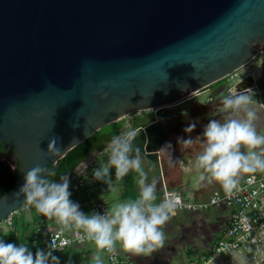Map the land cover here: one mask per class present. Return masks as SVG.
Returning a JSON list of instances; mask_svg holds the SVG:
<instances>
[{"label":"water","instance_id":"1","mask_svg":"<svg viewBox=\"0 0 264 264\" xmlns=\"http://www.w3.org/2000/svg\"><path fill=\"white\" fill-rule=\"evenodd\" d=\"M262 50L264 0H0V141L19 160L0 220L101 126L186 99ZM232 109L264 130L262 104Z\"/></svg>","mask_w":264,"mask_h":264},{"label":"built area","instance_id":"2","mask_svg":"<svg viewBox=\"0 0 264 264\" xmlns=\"http://www.w3.org/2000/svg\"><path fill=\"white\" fill-rule=\"evenodd\" d=\"M116 152L115 145L92 150L81 160V165L69 176L59 179L54 188L38 189L2 219L12 228L17 212L33 211L56 200L60 202V219L47 215L30 218L25 247L18 250L10 241H0L3 250L0 264H45L68 248L87 243L98 246L105 264H134L112 242L111 229L118 223H132L154 208L168 214L179 210H221L212 244L205 254L187 259L186 264H201L199 260L212 257H218L219 264H264V159L261 171L245 173L233 185L214 190L205 198L195 195L196 188L169 189L162 183L157 193L144 190L135 204L114 207L104 194L91 196L90 190L103 188L98 168L100 158L105 156L118 161ZM83 207L85 214L81 212Z\"/></svg>","mask_w":264,"mask_h":264},{"label":"crops","instance_id":"3","mask_svg":"<svg viewBox=\"0 0 264 264\" xmlns=\"http://www.w3.org/2000/svg\"><path fill=\"white\" fill-rule=\"evenodd\" d=\"M255 75L257 76V74ZM156 120L164 122L165 125L162 129L165 136L160 145L150 150L145 147L142 151L135 152L121 149V141L135 130L134 127H131L135 120L134 118L127 120L124 125L120 126L115 137L107 143V146H117L118 161L105 156L100 158L98 168L103 181V188L100 191L91 189V196L104 194L111 206H128L138 200L142 191L149 190L157 193L161 188V184L164 183L169 189L196 188L195 195L199 198H205L214 190H222L233 185L245 173L261 171L264 159L262 152L264 151H261L258 161L253 164L248 163L245 169H238L237 171V169L232 170L231 167H228L222 174L218 176H215V174L209 179H204L207 159L211 157V152L204 150L195 154L188 152L187 148L181 149L180 147L181 151H179L176 145L173 147L168 146L166 128L169 121L160 117L151 120V122ZM145 126V124H142L138 128L144 129ZM144 135L145 141L147 138L149 139L146 132H144ZM228 147L230 148V146ZM215 150L219 149L214 148L212 152ZM218 155L222 157L221 159L232 162V160L223 156L221 152ZM209 169L211 171V168H208V172H210ZM120 171L131 173L132 180L129 193L124 191L122 182L119 180L123 174ZM41 209L43 211H40ZM37 211L39 214H37ZM220 211L218 208H212L206 212L179 210L175 214H168L157 208L150 209L139 215L132 223H118L121 224L119 226L115 224V230L110 232L111 240L119 252L131 258L134 264H186L187 259L205 254L212 244L220 218ZM81 212L85 214V207L82 208ZM35 215H47L53 219H60L62 215L59 200L31 211L27 215L28 223L30 218ZM2 221L0 220V241L7 240L8 237L12 236L14 242H16L15 238L18 237L17 233L20 230L19 224L11 228L1 225ZM26 244L27 239L14 246L20 250ZM73 252L75 255L79 252L88 255L96 252L98 258H100V264H105L103 252L93 243L72 246L60 256L51 258L47 262L48 264L49 262L59 264L66 254ZM199 261H202L201 264H219L218 257Z\"/></svg>","mask_w":264,"mask_h":264},{"label":"rangeland","instance_id":"4","mask_svg":"<svg viewBox=\"0 0 264 264\" xmlns=\"http://www.w3.org/2000/svg\"><path fill=\"white\" fill-rule=\"evenodd\" d=\"M264 56V50L259 51L249 61L231 71L226 76L206 86L204 89L196 92L195 94L182 99L177 103L162 107L159 109H147L136 112H131L123 116L120 120V125H124L127 120L133 119L136 116L143 119H138L135 124L141 123L142 121H149L154 119L165 118L169 121V125L166 128L167 131V145L170 147L178 146L179 151L181 149H188V152L198 154L204 150L211 152V157L207 159L206 174L204 179L211 178L213 175L218 176L223 173L225 169L231 167L234 169H245L247 164H253L260 158L261 151L264 149L251 148L244 144L243 141L236 136V144H240L236 152L223 143L224 136H230L228 131L225 130L220 117L217 116V112L221 107L212 106L207 103V98L210 94L224 98L225 95L233 94L236 90L234 85L237 84L239 79L248 77L250 74H257L253 88L250 90L242 91L236 94L232 101H228L224 104L227 108H246L255 104H264V70L261 66V59ZM254 74V75H255ZM249 79V78H248ZM248 81V80H247ZM245 81L244 83H247ZM214 84V85H213ZM211 86H214L213 88ZM252 87V85L250 86ZM242 90V89H241ZM142 116H144L142 118ZM134 127V125H131ZM130 129V128H129ZM264 137V130L260 131ZM181 147V149H180ZM218 148L212 152V149ZM219 152L226 156L227 159H221ZM213 153V154H212ZM264 157V152L263 156ZM12 167L14 166V160L11 162L10 158L5 154L2 156ZM208 168L211 171L208 172ZM208 172V173H207ZM194 177V176H193ZM215 178V177H214ZM211 180V179H210ZM40 211H43L42 209ZM31 213L30 210L17 212L14 215V225L19 224L20 230L18 237H8L7 240L13 243V245L19 244L21 241H25L28 236V216ZM37 214L38 211H37ZM1 225H8L2 221ZM121 225V224H116ZM116 225L111 229V232L115 230ZM96 252L88 255L87 253L77 255L73 253L66 254L61 259L59 264H100V258H98ZM52 261V260H51ZM45 264H48L46 262ZM51 264V262H49ZM55 264V263H54Z\"/></svg>","mask_w":264,"mask_h":264},{"label":"trees","instance_id":"5","mask_svg":"<svg viewBox=\"0 0 264 264\" xmlns=\"http://www.w3.org/2000/svg\"><path fill=\"white\" fill-rule=\"evenodd\" d=\"M261 64L264 69V57L261 60ZM143 117L144 116H142V118ZM138 119L141 118L138 116L134 118L135 121L133 122V125L135 130L120 143V147L124 151H142L143 147L148 148L149 150L154 149V147L160 145L165 136L164 130L162 129L165 125L164 122L158 120L151 122V120H149L142 121L143 123L141 124H135L136 121H139ZM142 124L146 125L144 129L138 128V126ZM120 126V120L101 126L85 139L67 150L55 162L49 163L47 165V170L41 180L39 190L48 191L54 188L56 182L62 177L69 176L72 173L73 168L89 152L105 147L107 143H109L117 134ZM144 132H146L149 137V139L147 138L146 141ZM5 154V144L4 142L0 141V195H2L14 185L19 166V160H16L14 166L12 167L6 160L2 158V156ZM119 180L122 182L124 191L129 193L132 180L131 173L123 172ZM136 202H132V204H135Z\"/></svg>","mask_w":264,"mask_h":264},{"label":"flooded vegetation","instance_id":"6","mask_svg":"<svg viewBox=\"0 0 264 264\" xmlns=\"http://www.w3.org/2000/svg\"><path fill=\"white\" fill-rule=\"evenodd\" d=\"M247 80L248 79H246L245 81ZM211 87L213 88L214 86ZM239 92H241V90ZM232 100L233 98H230L228 101H232ZM206 101L212 106L221 107V110L219 109L217 112V116L220 117V120L225 130H227L230 135L223 137V143L225 145L230 146L234 150V152H236L237 148L240 147V144L239 145L236 144V140H237L236 136H238V138H240V140L243 141L244 144L250 146L251 148H258V149L264 148V137L260 132L261 131L260 125L252 124V121L250 120L241 122L239 119H237V117L235 116V110L224 106L225 97L220 98L219 96H215V95L212 96V94H210Z\"/></svg>","mask_w":264,"mask_h":264},{"label":"bare ground","instance_id":"7","mask_svg":"<svg viewBox=\"0 0 264 264\" xmlns=\"http://www.w3.org/2000/svg\"><path fill=\"white\" fill-rule=\"evenodd\" d=\"M255 73L250 74L248 77H244L243 79H239L237 84L234 85V87L236 88L235 92H238L237 94L241 93L242 91H246V90H250L251 88L254 87V85L252 84L254 79L256 78V75H254ZM246 78H249L247 83H243L242 81L245 80ZM243 83V84H242ZM242 84V85H241ZM241 85V86H240ZM252 85V87L250 88V86ZM242 89V90H241ZM241 90V92H239ZM234 92V93H235Z\"/></svg>","mask_w":264,"mask_h":264}]
</instances>
